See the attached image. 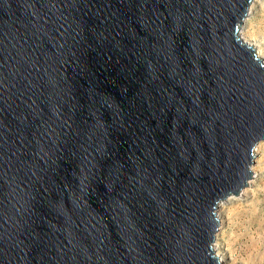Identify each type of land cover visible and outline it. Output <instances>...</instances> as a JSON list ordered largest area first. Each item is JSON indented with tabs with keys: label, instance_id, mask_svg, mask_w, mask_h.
I'll return each instance as SVG.
<instances>
[{
	"label": "water",
	"instance_id": "water-1",
	"mask_svg": "<svg viewBox=\"0 0 264 264\" xmlns=\"http://www.w3.org/2000/svg\"><path fill=\"white\" fill-rule=\"evenodd\" d=\"M252 1L0 0V264H219L264 140Z\"/></svg>",
	"mask_w": 264,
	"mask_h": 264
},
{
	"label": "rangeland",
	"instance_id": "rangeland-1",
	"mask_svg": "<svg viewBox=\"0 0 264 264\" xmlns=\"http://www.w3.org/2000/svg\"><path fill=\"white\" fill-rule=\"evenodd\" d=\"M263 6L254 7V17L245 28L249 37L264 43ZM259 160L258 179L247 190L243 199L223 206V232L220 236V249L228 258L227 264H261L264 256V140L254 149ZM243 235V240L236 238ZM255 239L257 245L252 246ZM259 261V262H258ZM264 263V262H263Z\"/></svg>",
	"mask_w": 264,
	"mask_h": 264
},
{
	"label": "bare ground",
	"instance_id": "bare-ground-1",
	"mask_svg": "<svg viewBox=\"0 0 264 264\" xmlns=\"http://www.w3.org/2000/svg\"><path fill=\"white\" fill-rule=\"evenodd\" d=\"M255 6H263L264 7V1L263 0H253L249 6L248 12L246 14V16L244 17V19L241 21L240 26H239V35L241 37V40L249 45H252L255 47L256 50V56L258 58H260L262 61H264V43L261 41H256L253 38L249 37V35L246 33V29L248 24L251 22L252 18L254 17V7ZM264 14V9H262ZM264 17V15H263ZM256 155V153L254 154V156ZM259 160L257 159V156L253 158L251 166H250V170H251V177L248 180L247 186L244 187L241 192L236 195V196H229L227 197L225 200L219 202L218 206H217V211H216V216L218 219V226H217V231L215 234V239H214V244H213V250H214V254L219 258V264H227L228 263V258L226 257L225 253L220 249V236L223 232V217L220 213V210L223 206L232 203V201H239L241 199H243V196L245 195V193L247 192V190L249 188H251V186H253L254 182L258 179V168H257V164H258ZM238 241L243 240V235H239L236 238ZM252 240V239H251ZM252 246L257 245L255 239L252 240L251 242ZM258 246V245H257ZM260 262L261 264H264V256H261ZM259 262V261H258Z\"/></svg>",
	"mask_w": 264,
	"mask_h": 264
}]
</instances>
